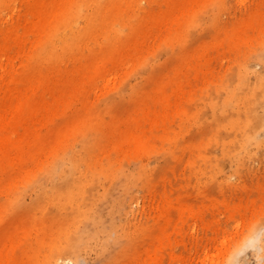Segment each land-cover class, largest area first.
I'll return each instance as SVG.
<instances>
[{
    "label": "rangeland",
    "instance_id": "374dc122",
    "mask_svg": "<svg viewBox=\"0 0 264 264\" xmlns=\"http://www.w3.org/2000/svg\"><path fill=\"white\" fill-rule=\"evenodd\" d=\"M114 4L0 0V264H264V0Z\"/></svg>",
    "mask_w": 264,
    "mask_h": 264
},
{
    "label": "bare ground",
    "instance_id": "6f19581e",
    "mask_svg": "<svg viewBox=\"0 0 264 264\" xmlns=\"http://www.w3.org/2000/svg\"><path fill=\"white\" fill-rule=\"evenodd\" d=\"M113 1L115 2L114 7H117V3L121 2L122 0H113ZM60 7H61V4H58V5H57V9L60 8ZM93 11H94V10H93ZM99 12L104 13V11H103V7H102L101 5H99V4H97V7H96V9H95L93 15H94V16H97ZM101 16H102V15H101ZM102 17H103V16H102ZM64 18H65V17L62 16L61 19H60V21H61L62 19L64 20ZM64 21H65V20H64ZM64 25H66V21L64 22Z\"/></svg>",
    "mask_w": 264,
    "mask_h": 264
}]
</instances>
